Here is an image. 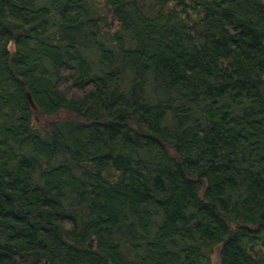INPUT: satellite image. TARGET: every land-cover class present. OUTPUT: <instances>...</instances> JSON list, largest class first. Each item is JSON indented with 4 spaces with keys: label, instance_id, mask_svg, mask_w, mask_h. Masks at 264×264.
Listing matches in <instances>:
<instances>
[{
    "label": "trees",
    "instance_id": "obj_1",
    "mask_svg": "<svg viewBox=\"0 0 264 264\" xmlns=\"http://www.w3.org/2000/svg\"><path fill=\"white\" fill-rule=\"evenodd\" d=\"M216 253L264 264V0H0V264Z\"/></svg>",
    "mask_w": 264,
    "mask_h": 264
},
{
    "label": "rangeland",
    "instance_id": "obj_2",
    "mask_svg": "<svg viewBox=\"0 0 264 264\" xmlns=\"http://www.w3.org/2000/svg\"><path fill=\"white\" fill-rule=\"evenodd\" d=\"M66 116V115H65ZM36 118H37V121H40V122H42L43 121V119L42 118H40L39 116H36ZM214 260L216 261V264H219V262H218V256H217V253L215 254V258H214Z\"/></svg>",
    "mask_w": 264,
    "mask_h": 264
},
{
    "label": "water",
    "instance_id": "obj_3",
    "mask_svg": "<svg viewBox=\"0 0 264 264\" xmlns=\"http://www.w3.org/2000/svg\"><path fill=\"white\" fill-rule=\"evenodd\" d=\"M28 97H29V100H30L31 104L33 105V107H35L34 101L32 99V95L30 93H28Z\"/></svg>",
    "mask_w": 264,
    "mask_h": 264
}]
</instances>
